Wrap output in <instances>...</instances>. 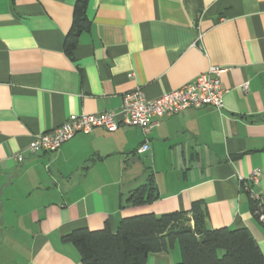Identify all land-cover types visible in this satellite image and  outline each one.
I'll return each mask as SVG.
<instances>
[{
    "label": "crops",
    "instance_id": "0c3cea01",
    "mask_svg": "<svg viewBox=\"0 0 264 264\" xmlns=\"http://www.w3.org/2000/svg\"><path fill=\"white\" fill-rule=\"evenodd\" d=\"M75 1L0 0V264H82L62 240L70 231L108 223L114 232L122 217L197 200L209 228L246 229L264 256L246 191L258 169L251 187L264 206V0H87L89 29L68 51ZM211 66L225 69L221 109L187 108L147 134L94 128L27 152L73 114L120 119L125 93L156 98ZM149 179L157 198L131 204ZM179 261L175 243L146 264Z\"/></svg>",
    "mask_w": 264,
    "mask_h": 264
},
{
    "label": "trees",
    "instance_id": "16d2710c",
    "mask_svg": "<svg viewBox=\"0 0 264 264\" xmlns=\"http://www.w3.org/2000/svg\"><path fill=\"white\" fill-rule=\"evenodd\" d=\"M86 6L87 0L74 3L72 25L65 37L68 51L74 48L79 34L89 29ZM156 198L149 179L134 189L127 200L137 205ZM249 200L254 215L256 204L250 197ZM204 208L203 201L197 200L188 211L125 216L114 232L106 223L95 230L74 229L63 235L62 240L75 247L82 264H146L149 254L166 252L175 243L181 261L173 264H264L256 240L246 229L209 228ZM259 223L264 229V223Z\"/></svg>",
    "mask_w": 264,
    "mask_h": 264
},
{
    "label": "built area",
    "instance_id": "2783aa9c",
    "mask_svg": "<svg viewBox=\"0 0 264 264\" xmlns=\"http://www.w3.org/2000/svg\"><path fill=\"white\" fill-rule=\"evenodd\" d=\"M223 68L211 66L205 72L196 75L183 86L162 93L156 98H147L142 89L137 87L122 96L120 114L117 118L113 111H103L93 114L71 115L60 125L35 136L27 147V152H51L58 149L64 142L70 140L77 133H88L94 128H102L107 132L115 131L119 126L136 127L143 134L149 133L158 125L162 117L173 116L182 113L187 108H200L212 106L221 109L223 106L224 89L220 85V74ZM243 89H247V83H243ZM149 147L145 141L138 152H143ZM16 160L21 162L23 154L16 155ZM259 171L253 169L247 177L249 186L246 191L248 196L256 204L254 215L259 222L264 223V206L258 193L252 189V185L258 183Z\"/></svg>",
    "mask_w": 264,
    "mask_h": 264
}]
</instances>
